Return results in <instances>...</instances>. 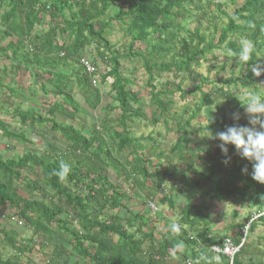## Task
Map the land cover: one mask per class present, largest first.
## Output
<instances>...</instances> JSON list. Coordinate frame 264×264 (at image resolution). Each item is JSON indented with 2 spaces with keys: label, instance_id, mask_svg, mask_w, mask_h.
I'll use <instances>...</instances> for the list:
<instances>
[{
  "label": "trees",
  "instance_id": "obj_1",
  "mask_svg": "<svg viewBox=\"0 0 264 264\" xmlns=\"http://www.w3.org/2000/svg\"><path fill=\"white\" fill-rule=\"evenodd\" d=\"M202 1L0 0V28H3L2 32L0 30V42H3L0 43V73L13 80L22 69L28 71L42 80V90L51 99L44 112L15 107L12 112L6 111L10 122L0 119L2 137L25 147L21 155L0 156V208L9 207L11 214L34 234L47 244H53V253L46 254L44 264H171L174 261L187 264L189 257L195 260L204 254L203 249L217 240L208 217L192 201L176 214V230L172 228L173 222L158 236L155 225L152 226L158 218L152 219L149 212H134L127 187L122 186L132 178L142 186L152 180L155 193L150 192V196L154 198L164 188L168 177L164 163L160 162L162 158L170 161L171 153L181 164L193 167L188 154L194 155L192 146H198L199 142H202L200 151L208 153L204 167L211 171L206 173L204 169L197 180L184 172V184L193 187L204 199L240 198L264 208V184L252 179V162L237 155L234 145H227L230 162L224 164L222 161L228 157L218 147L221 142L199 135L209 130L215 134L228 126L251 127L249 120L243 123L241 119L245 108L240 100L247 101L227 87L235 83V88L242 85L252 89L256 79L264 77L263 74L257 77L252 71L258 59L264 57V0H245L233 12L220 6L221 23L213 22V28L220 31L217 41L199 27L181 35L183 22L192 15V4ZM43 20H47L48 27L38 32L37 27ZM114 22L123 25L130 39L124 51L114 49L111 43ZM6 40L8 42L4 43ZM244 40L252 45L247 62L239 59ZM92 50L96 54L90 62L96 70L90 74L82 60L88 59ZM217 50L226 51L232 59L238 60L237 65L242 70L238 81L223 80L209 91L203 88L208 77L192 90H184L169 81L162 87L154 84L156 76L165 73L179 77L194 72ZM133 59H139L149 75L150 102L156 108L152 115L154 122H158L156 111L163 118L168 117L177 93H181L182 98L190 95L195 98L198 91L201 94L193 102L192 115L186 122H183V114L176 115L178 137L167 153L149 136L154 143L148 155H144L139 146L148 139L135 137L130 129L129 121L146 117L145 106L139 94L127 88L132 81L123 71V61ZM99 63L106 67L100 84L104 86L108 77L113 78L107 94L94 84ZM5 76L0 77V91L5 89L10 101L16 95L11 84L5 82ZM32 85L30 91L36 94V86ZM76 87L80 88L90 110L98 107L102 110L98 118L91 116L93 126L88 134L84 127L74 124L82 107L75 94ZM113 100L118 103L115 107L110 106ZM189 110L188 106L184 114ZM108 111L118 112L116 118H110ZM202 113L207 123L192 129L191 121ZM234 113L239 114V120L233 118ZM59 116L66 119L65 123L58 122ZM96 119L100 121L97 123ZM30 131L42 138L40 146L32 139ZM209 145L214 151L207 150ZM38 146L41 151L37 150ZM156 153L160 159L157 164L154 163ZM61 162L70 167L63 180L56 175ZM245 166L247 174L242 172ZM108 168L117 171L121 183L112 182ZM215 174L225 177L218 179ZM162 202H168L172 210L175 208L172 197L165 195ZM256 224L252 225L234 264H256L242 259L255 246L252 238ZM244 226L238 225V228ZM240 232L233 236L237 244L241 242ZM227 236H222L219 243ZM0 237L14 254L4 257L0 252V264H29L23 262V257L33 248L30 247L32 240L24 239L16 229L1 226ZM196 249H200V254Z\"/></svg>",
  "mask_w": 264,
  "mask_h": 264
},
{
  "label": "rangeland",
  "instance_id": "obj_2",
  "mask_svg": "<svg viewBox=\"0 0 264 264\" xmlns=\"http://www.w3.org/2000/svg\"><path fill=\"white\" fill-rule=\"evenodd\" d=\"M245 0H203L202 3H193L192 8V15L183 22L184 31L181 32V35H185L187 31H193L195 28H201L202 32L209 35L210 39H215L217 41L220 31L215 30L213 28V22H218L220 24V6L222 9H226L228 12H233L237 6H240L244 3ZM122 1H119L121 4ZM118 10V6L115 7L113 10L116 12ZM214 17H216L214 19ZM48 27L47 20H43L37 27L38 32L45 31ZM1 32L3 28H0ZM112 35L110 37L111 43L114 46V49L124 51L128 47L130 43V39L126 36L123 25L120 22H114L112 27ZM8 42V40L4 41V43ZM3 43V42H0ZM144 46L143 44L141 45ZM226 52V51H225ZM223 50H217L215 55H208V60L201 63L198 68L194 69V72L184 74L182 76L176 77L173 74L165 73L161 76H156L154 84L158 87H162L165 83L173 82L176 85H180L184 90H192L196 87L204 77H208V82H206L203 86L205 91H209L214 84H222L223 80L232 79L236 80L239 79L242 70L237 65L238 60H234L230 57V53L227 54ZM96 52L92 50L88 53L87 57L89 61H92L95 57ZM256 65H259L262 70V76H264V57L258 59ZM105 65L99 63V72L98 76L95 77V82L97 87L101 88V90L107 94L110 92V83L113 82L112 77H108L107 84H100V76L104 73ZM123 71L126 76L130 78L132 83L127 88L133 90L139 94L140 99L142 100L145 106L146 117H138L135 120L129 121V126L132 131V134L135 137L143 136L145 139H148L149 136H153L157 140V144L161 147V150L164 152H168L169 148L174 144L177 140L178 134V119H175L176 115H184L183 122L192 115V108L195 106L194 101H196L197 97L201 96L200 92H196L195 98L190 95L186 98L181 97V93H177L175 95L174 100L176 101L173 110L168 115V117L163 118L158 111L155 112L156 118L158 122H154L152 120L153 112L156 110L155 106L152 105L150 102V87L148 85L149 75L146 69L143 67L142 62L139 59H133L132 62L123 61ZM246 72V70H244ZM0 77L5 76L4 73H0ZM19 76L15 77L13 80L5 76V82L10 83L12 89L15 91V97L12 98L10 101L7 100L8 93L4 91H0V96L2 99L0 100V119H4L5 121L10 122L11 118L6 114V111L12 112L15 107H20L21 109H32V110H41L45 111L48 109L49 102L51 99H48L44 91L42 90V80L37 79L34 76H31L28 71L22 69ZM12 80V81H11ZM263 79L257 78L254 82V87L252 89L243 87L242 85L235 88V83H231L227 88L232 89L235 94L239 96L240 99H243L247 95H259L262 100H264V87H263ZM34 84L36 94H32L30 91V86L32 87ZM237 85V84H236ZM75 94L77 99L81 102L82 107L79 112V118L74 121V124L78 127H84L85 132L88 134L92 130L93 122L91 121L92 115L95 118H98L102 114L101 107L91 109L90 106L86 105L84 99L81 95V91L79 87H76ZM213 96V100H214ZM13 102L12 104L7 103ZM51 103V102H50ZM118 105L117 102L110 101V106L115 107ZM225 105V103H224ZM190 107L188 113H185V109ZM228 110L231 109V107ZM90 111H94V113H90ZM109 112V111H108ZM118 112H109V117L114 119L116 118V114ZM248 118V119H247ZM242 121H248L249 117L246 112L241 113ZM66 119L62 116H59L58 122L65 123ZM100 120L96 119L95 122H99ZM13 126H16L15 121H12ZM207 120L205 114H200L197 118L191 121L192 129H196V127L206 124ZM117 129H121L119 124H115ZM32 133V139L38 144L39 146L42 144V138L39 137L37 134ZM107 139L109 136H106ZM194 135H192V138ZM60 143L62 141H59ZM58 142V143H59ZM65 141L63 140V143ZM154 141L151 139L146 140L145 142L141 143L139 148L143 151L144 155H148V151L153 146ZM198 146L193 145V153L194 155L188 154L190 158V162L194 164L193 167H189L187 164H181L176 160L175 155L171 154L170 152V161L167 159L162 158L163 160L160 161L157 157L154 159V163L162 162L164 163L163 169L167 172L168 177L166 178V182L164 183V188L161 189L158 193H156L154 198H151L150 192H154L152 189V180H148L145 186L138 183L136 179L132 178L131 180L125 181L122 186L127 187L128 198L130 200L131 209L136 213H148L152 219L158 218V220L153 224L155 225L156 230L158 231V236L162 233L163 230L170 223H176V214H179L180 210L183 209L185 205H187L190 201H192L193 205L204 211L206 216L208 217L207 212L209 209L212 213V216L209 217V222L214 225L215 231L213 235H215L217 242L214 244H218L222 235L225 236L226 234L229 235L234 228L238 227V225H245L249 217L261 210L258 205H253V201H242L240 198L238 199H227L223 201H213L211 199H204L202 198L196 190L184 184V175L183 173H188L192 179L197 180L200 177L201 172L205 169L206 173H209L211 169L208 167H204V158L207 157L208 153L201 152L202 142L198 143ZM38 146V147H39ZM42 148H37L38 151H41ZM160 150V151H161ZM207 150L214 151L213 146L209 145ZM25 151L24 145L21 143L10 142L7 138L2 137L0 133V156L4 157H12L21 155ZM125 155H127L125 153ZM201 155V156H200ZM173 156V157H171ZM125 161V156L123 155L122 162ZM108 173L111 175L110 179L113 183H121L120 176L118 175L117 171L113 168L107 169ZM197 171V173L195 172ZM215 178L224 179V175H214ZM165 195L172 197L175 208L173 209L176 213L172 210L169 206V203L162 202L165 198ZM156 201L159 205L160 211L158 213H152L147 209V205L149 201ZM239 200V201H238ZM208 201V202H207ZM242 201V202H241ZM125 202V201H124ZM147 202V203H146ZM215 202V203H214ZM215 209H218L220 212L221 210L224 213L220 215L219 213L215 212ZM109 211V209L107 210ZM110 212V211H109ZM122 214V213H121ZM124 215V214H122ZM159 217L161 220H159ZM0 226L6 227L8 229H16L22 233L23 238L27 241H30V247L33 248L31 250H27L23 257L24 263L29 264H44L47 260L46 254H52L54 250L53 244H43L41 243L42 238L38 237L34 234L33 230L28 228L24 225V222H21L17 217H14L11 214V210L9 207H1L0 208ZM239 232L242 229H237ZM236 231V230H235ZM193 235L194 232H191ZM251 231L249 232V234ZM27 244L26 241H24ZM252 242L255 246H264V219H260L257 221L256 229L253 233ZM221 243V242H220ZM219 243V244H220ZM181 246V245H180ZM182 247V246H181ZM181 251H184L181 250ZM0 252L4 257H12L13 250L12 248L7 245L2 237H0ZM178 261H176L177 263ZM179 263V262H178Z\"/></svg>",
  "mask_w": 264,
  "mask_h": 264
},
{
  "label": "clouds",
  "instance_id": "obj_3",
  "mask_svg": "<svg viewBox=\"0 0 264 264\" xmlns=\"http://www.w3.org/2000/svg\"><path fill=\"white\" fill-rule=\"evenodd\" d=\"M241 45L242 51L239 54V59L242 62H247L250 58L252 45L246 40L241 41ZM252 71L257 77L262 74L259 65H253ZM243 99L247 102L244 103L243 100H239L245 108L251 127L241 125L228 126L226 130L219 131L215 134L209 130L207 133H199V135L202 138L207 137L209 139L219 140L221 143L218 147L225 157H228L229 152L227 145H234L237 155L252 162V179L264 184V100L259 95H247ZM233 118L239 120V114L234 113ZM222 162L227 165L230 162V157ZM69 171L70 167L61 162L60 170L56 175L63 180ZM242 172L244 174L248 173L247 166L242 169ZM176 227L175 224L172 225L174 231ZM217 264H219L218 259Z\"/></svg>",
  "mask_w": 264,
  "mask_h": 264
},
{
  "label": "built area",
  "instance_id": "obj_4",
  "mask_svg": "<svg viewBox=\"0 0 264 264\" xmlns=\"http://www.w3.org/2000/svg\"><path fill=\"white\" fill-rule=\"evenodd\" d=\"M83 64L85 65L88 73L93 74L96 70V68L93 66V64L89 61V59H83ZM94 84L96 85V82L94 81ZM147 209L151 211L153 214L158 213L160 211L159 205L154 200H150ZM264 217V208L261 210H258L257 212L253 213L249 219L247 220V223H245L244 228L241 230L240 234L242 235L241 242L235 243L233 236L229 235L223 239V241L219 244H213L209 246L212 252L215 253V255L219 258L224 257L226 264H234V260L236 256L240 253L242 246L245 244L246 239L248 237V234L252 228V225ZM176 226H178L177 223H175ZM25 244V242H23ZM43 244H47L45 241H41ZM203 244L200 243V246ZM196 260L189 257L186 260L187 264H194Z\"/></svg>",
  "mask_w": 264,
  "mask_h": 264
},
{
  "label": "crops",
  "instance_id": "obj_5",
  "mask_svg": "<svg viewBox=\"0 0 264 264\" xmlns=\"http://www.w3.org/2000/svg\"><path fill=\"white\" fill-rule=\"evenodd\" d=\"M263 82H264V80H263ZM263 87H264V83H263ZM244 122H247V120L243 121V123ZM254 204L257 206V203L253 202V205ZM215 212L219 213L220 215H223L224 213H226V212H223L222 210L219 212L218 209H215ZM207 214H208V218L212 216V213H211L210 209H209V212H207ZM210 227H211L212 234H215L214 232L217 231L218 229L215 230L214 229V225L211 224V222H210ZM237 229H238V227L234 228L233 231H231V233H229V235H232V236L237 235V233L239 232ZM181 250H183V249H181ZM196 250H197L196 252H198V253L200 252V249H196ZM203 250H205L206 252H204V254H201V255L196 257L197 258V259H195L196 260V264H217V259L219 261V264H226L224 257H221V258L217 257L215 255V253L212 252L209 247H206ZM250 250L251 251L248 252V254L246 256H242L243 260H248V261L252 260L256 264L264 263V246H254ZM171 264H179V263L178 262L176 263V261H174Z\"/></svg>",
  "mask_w": 264,
  "mask_h": 264
}]
</instances>
